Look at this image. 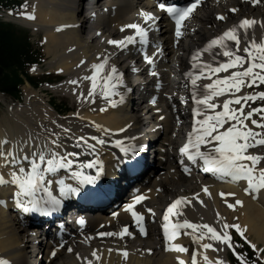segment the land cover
I'll return each instance as SVG.
<instances>
[{
  "label": "bare ground",
  "instance_id": "obj_1",
  "mask_svg": "<svg viewBox=\"0 0 264 264\" xmlns=\"http://www.w3.org/2000/svg\"><path fill=\"white\" fill-rule=\"evenodd\" d=\"M102 1L101 5L94 4L92 9H82L83 0H33L31 11L25 13L20 19H16L17 22L32 27L34 29L33 32L40 29L45 32L44 35L48 45L47 52L52 55V60L55 63L57 62L56 65L59 67V71H57L59 73L62 72L61 74L66 76L59 84L52 85L46 89L53 90L56 93L61 92L72 97L71 99L77 102V113L79 115H75L76 111H73L71 116H62L56 113L52 107L50 108L49 97L47 98L43 92L44 89L37 91L31 87L33 90L27 93L26 103L24 102L27 105L16 104L18 106L14 108L9 106L11 111L8 110V114L13 123L8 118H4V123L0 122V138L7 136L9 139H26L31 134L34 137L38 136L40 140H44L49 135L46 129L59 132L60 129L57 125H63L66 128H71L72 133L77 136H102L112 145L110 142H115L116 140L124 141L131 138L132 135L136 134V130L140 126L148 123H151L152 127L163 125V130L156 129L157 132H162L157 143L159 151L157 162H160L161 168L156 169V171H159L141 190V192L147 190L143 195L147 198L136 203L135 207L138 210L146 212L147 209H145L144 204L159 208L160 204H165L172 196H189L192 203L183 204L182 220L187 218L193 223H208L216 227L218 231H222V224L224 222L230 224V220L236 216V221L246 229V233L254 235L256 239L264 242V202L262 200L254 201L252 198L240 195L239 199H243H240L242 205H237V208L231 210L224 201L227 200L228 203H235L238 198L234 195H229L228 198L226 197L223 200L220 195L221 192H230V189H228L229 185H220L211 181L204 182V184L208 185L211 195L205 194L203 191L201 192V189L205 186L203 182H198L197 178L183 175L176 166L175 145L179 136V129L172 117L170 107H173L175 104L179 105L181 101L180 95L183 93L181 83L177 86L172 85L173 75L171 77L172 71L169 72L171 64L168 63V59L176 57L179 54L182 55L174 31L169 30L166 26L164 27L165 29L161 36L163 42L160 45L163 48L164 57L151 69L152 66L143 61L141 62L130 48L122 50L115 45L107 43L109 39H122L133 31V29H127L123 35L120 29L124 24L140 20L138 13L148 7L146 2L144 0H133V4L128 7V0ZM239 4L248 6L249 9H240L238 7ZM263 5L264 0L259 5L252 4L251 0L212 1L209 5L211 7H206L203 12H200V16L196 17L193 26L190 25L188 28L182 30L183 36H193L190 53L204 47V44L208 40L221 34L232 25L238 24L245 17L254 18L258 22H264ZM232 8H236L238 11L233 13L230 11ZM30 15L35 18H28ZM218 15H224L226 20L217 21L216 17ZM249 35H251V32ZM255 35L258 41L264 35V29L259 24L255 27ZM155 50L156 48L153 52ZM177 51H179V54ZM101 53L110 55V64L116 65L117 69L124 74V77L128 70L133 71V69H136V71H141L143 69L145 75H149L148 79L151 87L157 83V76H150V74L161 66L160 71L163 73L166 81L165 87L161 91H156V97L151 96L140 110L136 104L130 108L127 103H123V105L117 103L115 107L105 105L103 98L99 96H97L94 104L82 102L81 99H78V94L81 90L86 94L90 88V82L83 80L80 84L73 85L69 81L77 80L85 75H91L92 70L90 66L93 63L99 62L97 57ZM122 57L126 58L123 62L121 61ZM202 58L208 61L211 60V55L205 53ZM217 59L220 58L217 57ZM81 60H84L85 64L81 65ZM163 75L161 74V76ZM134 82L135 80L132 83L126 84L127 86L134 85ZM26 87L30 88V86ZM120 90L126 91L122 86ZM243 91H246V89H242ZM166 93L171 94V99L165 95ZM114 99L119 100V97H114ZM153 99L156 100L155 104L152 103ZM35 102H38V105L41 106L42 113L37 112V108H34L38 106ZM18 107L20 108L18 109ZM102 107H106V111H100ZM30 112L31 115L34 113L35 119L32 118L33 120H30ZM142 112L146 116L140 117L138 115ZM61 116L63 120L59 119ZM161 116L164 117L163 120L160 119ZM92 122L102 125L103 128L111 129V134L105 135L102 131H98L95 127L91 126ZM42 125L43 127H41ZM125 125H131V127H128L125 132L116 131L125 127ZM61 141L64 145H72L67 149L68 151H79L81 155L85 153L89 154L91 161H96L95 158H98L99 161L104 162L106 159L103 157L104 155L101 153V150L99 152H96L97 150L92 152L83 148L76 149L73 147L74 141L66 139L63 135L61 136ZM80 156L76 159L80 158ZM64 170L66 169L60 171ZM0 171H3L7 175L6 168L0 169ZM13 187L0 186V193L4 194L6 191L13 190ZM196 192H199L200 199L204 201L203 205L194 198L193 194ZM135 197L136 195L133 196V198ZM133 201L134 199L130 203H133ZM123 208H121L122 212L115 217H108L102 214H88L87 230L92 234L78 237L80 230H77L68 239L71 242L69 241L65 244L67 248L59 250L61 242L57 243L56 248L48 245L33 246L38 238L31 234L22 235V222L17 219L14 213L0 206V257L6 258L11 264H32L31 259L34 258L35 249H38L39 254H41L40 258H38L40 264H86L83 259L78 258L77 253H79L80 257H87L92 260L93 264H179L178 258L183 259L186 264H191L192 253L189 251H172L170 249V246L173 244L179 242L184 244L186 242L187 234H185L184 230H181L180 234L174 239L175 243H172V240L169 241L165 237L164 230L160 228L161 235L166 238L164 244L161 243L160 245L167 248V253L159 252L160 246L156 243L155 233L152 234L150 239L140 238L132 240L131 236L125 234L122 237L120 235L103 236L105 241L104 238L103 241L100 240L98 238V236H101L99 233H119L131 221V212L127 211L125 207ZM217 212L220 214L219 217L217 216ZM177 219H181V216L177 217L173 215V221L175 222ZM188 232H191V229ZM188 236L189 243H191L194 250L198 249L199 245L193 243L191 235ZM26 237L27 241H25ZM103 242H108L107 245H104L105 251L101 249ZM204 242H207V239ZM213 243L221 251L217 252L209 249L207 250V255L210 259L219 257L224 260L227 247L219 244V242ZM110 246L114 247L113 251L109 249ZM69 247L72 248L71 252L67 251ZM93 248L100 249L97 251V254L101 259L96 260L91 256L93 252L91 249ZM54 249L56 250V255L52 256L51 252ZM125 249H130L126 256L124 255ZM199 250L201 252L204 251L202 248ZM197 261L198 264H204L200 255H197Z\"/></svg>",
  "mask_w": 264,
  "mask_h": 264
},
{
  "label": "snow or ice",
  "instance_id": "obj_2",
  "mask_svg": "<svg viewBox=\"0 0 264 264\" xmlns=\"http://www.w3.org/2000/svg\"><path fill=\"white\" fill-rule=\"evenodd\" d=\"M261 2L262 0H251L254 5ZM201 3L202 0H194L184 8L159 3L158 7L166 11L175 21V36L180 38L183 35V22L190 18ZM230 11L235 13L238 9L232 8ZM138 16L142 17L143 23L124 24L120 29L122 32L125 29H133V34L126 35L122 39H109L107 43L122 50H126L129 45H135L137 42L142 46H147L150 43L149 33L159 30L156 27L159 17L155 13L143 9L138 13ZM28 18L34 19L35 17L30 15ZM217 19L223 21L226 20V17L218 15ZM257 24L264 29V22L245 17L238 24L232 25L221 34L208 40L204 47L193 51L191 69L185 73L187 77L185 87L189 90L190 95L183 99L185 104L189 100L193 102L191 109L193 123L191 131L187 133L186 142L179 148V152L186 156L187 160L191 161L193 165L203 168L206 172H215L221 179L227 177L232 182L246 181L247 186L244 188V192L252 195L253 198H257L259 193L264 190V90H258L264 86V35L259 41L257 40L255 35ZM250 32L251 35H249ZM137 37L139 41H137ZM205 53L211 55V60L206 61L202 58ZM157 54L163 55L159 45H156V51L152 55H148L144 50L143 58L148 64L154 66V57ZM97 60L99 62L90 66L91 75L71 80L69 83L78 85L83 80L89 81V90L86 94L81 90L78 99L94 104L99 96L103 98L105 105L115 107L117 103H123L126 99V92L132 90L125 83L124 74L117 69L116 65L110 64V55L101 53ZM80 64H85V61L81 60ZM135 70L133 69V71ZM221 73L224 75H220ZM151 75H157V73L152 72ZM202 80L208 82L200 83ZM121 86L126 91H121ZM242 89H252V91L242 92ZM114 97H119V100ZM257 101L261 103L253 107L252 104ZM152 103L155 104L156 100L153 99ZM100 111H106V107H102ZM75 115H79V113H75ZM160 119L163 120L164 117L161 116ZM91 126L102 131L105 135L112 132L111 129L103 128L102 125L95 122H92ZM57 127L60 129L59 132L46 129L49 135L44 140L31 134L26 139H9L7 136L0 138V169H7V175L0 171V186H14L11 198L15 206L24 213L51 214L58 211L65 198L79 194L82 185L95 183L99 179L102 169L98 168L95 176L86 172V169L98 167L99 161H89L86 164L78 163L76 158L81 153L68 151L61 141V136L72 139L74 148H83L92 152L108 141L97 135L77 136L72 133L71 128H66L63 125H57ZM128 127L131 125H125L116 131L125 132ZM115 144L125 153L135 154L137 151L135 145L127 146L121 140H116ZM258 146L259 150H257ZM139 147L143 149L144 145L141 144ZM181 163L183 164V160ZM62 169L72 171V178L78 182L77 186L66 184L63 179H55ZM185 171L190 173L191 169L185 166ZM54 184L59 185V196L53 195ZM202 191L211 195L207 186H204ZM220 195L223 197L235 195V193L221 192ZM193 196L201 205L204 204L199 193H195ZM146 198L145 196H136L133 203H130L126 209L131 212L143 234H146L142 225L143 215L133 209V204ZM224 202L229 208L242 205V201L239 199L234 204L228 203L227 200ZM191 203L192 201L188 197H178L168 205L163 214L164 235L169 241L174 240L181 230H184L185 234L192 236L193 243L199 245V248L192 253L191 264H198L197 255L202 257L204 264H227L219 257L210 259L207 255L209 249L221 251L213 242H219L231 249L237 256L239 264H255L254 261L249 262L242 253L236 252V245L228 231L235 229L241 237L247 240L246 229L241 225L224 222L222 231H218L211 224L193 223L187 218L177 219L175 222L170 220L173 215L177 217L183 215L180 210L182 204ZM0 205L7 206V201L0 199ZM147 212L155 216L152 208H148ZM219 215L217 212L218 217ZM80 223L83 224L84 221L81 219ZM189 229L191 232H188ZM125 234L133 235L127 226H124L119 233H99L101 236L120 235L121 237ZM206 239L207 242H204ZM248 243L257 253H264V248L257 249V246L251 241ZM59 247H64V244L61 243ZM200 248L204 251L201 252ZM170 249L179 252L189 251L187 247L180 244H173ZM67 251L71 252L72 248L69 247ZM51 255H56L55 249ZM124 255L126 256L127 252ZM77 256L83 259L86 264H93V261L87 257H80L79 253ZM91 256L96 260L100 259L96 251H93ZM178 260L179 264H186L183 259L178 258ZM0 264H11V262L0 257Z\"/></svg>",
  "mask_w": 264,
  "mask_h": 264
},
{
  "label": "trees",
  "instance_id": "obj_3",
  "mask_svg": "<svg viewBox=\"0 0 264 264\" xmlns=\"http://www.w3.org/2000/svg\"><path fill=\"white\" fill-rule=\"evenodd\" d=\"M5 0H0L4 2ZM12 3L13 0H6ZM9 5V3H6ZM40 50L31 44L28 32L14 25L0 21V91L15 98H20V86L24 76L38 86L40 82L28 76L26 69L32 62L41 57ZM245 255L253 260L254 255L249 247L244 246Z\"/></svg>",
  "mask_w": 264,
  "mask_h": 264
},
{
  "label": "rangeland",
  "instance_id": "obj_4",
  "mask_svg": "<svg viewBox=\"0 0 264 264\" xmlns=\"http://www.w3.org/2000/svg\"><path fill=\"white\" fill-rule=\"evenodd\" d=\"M25 1H27V3H28V6H27V11H30L31 10V8H32V0H25ZM19 25V24H18ZM20 27H24V26H22V25H19ZM26 28V27H25ZM26 29H28V28H26ZM29 30V32H30V35H31V39H32V41H33V43L35 44V45H37L38 46V44L41 46L42 45V51H43V54H44V57H45V61L42 63V65L40 66V70L39 71H37V72H44V73H48V74H53L55 71H59V67H57V62L55 63L52 59V55H50L48 52H47V42H46V39H45V35H44V31L42 30V29H40L39 31H34L33 32V30L32 29H28ZM53 70V71H52ZM55 70V71H54ZM57 71V72H58ZM59 73V72H58ZM60 73H62V72H60ZM37 75V74H36ZM55 76H56V74H54ZM59 77H61V76H58L57 78L58 79H60ZM57 79V80H58ZM25 86H27L26 84H25ZM24 86V87H25ZM29 90V91H28ZM31 90H33L31 87L29 88V87H25V100H24V102L26 103V96H27V93H29ZM51 91H53V90H51ZM45 93V92H44ZM56 93V92H55ZM55 93H50V95H51V98L52 99H54L55 101H56V103H59L60 104V107H62V105L64 104L65 105V107L67 108V111H64L65 113H67L66 115H62V116H67V115H72V113H73V111L72 112H70L71 110H73V108L74 109H76L77 108V102H75L74 101V99H71L72 97H70L69 95H67V96H69V97H66V96H63L62 94L60 95H58V94H55ZM58 93H61V92H58ZM1 95V94H0ZM48 97H49V95H48ZM11 102H15V101H13L12 99H10L9 97H7V96H4V95H2V97L0 98V122H2V123H4L3 121H4V118H8L9 120H10V122L11 123H13L12 122V120L9 118L10 117V115L8 114V112L9 111H11V110H9L8 111V108H9V106H11V108H14V107H17L18 105H16V104H11ZM23 102V104H19V105H27V104H25ZM74 104H73V103ZM16 103V102H15ZM35 103H37V105H38V102H35ZM11 104V105H10ZM33 106V105H32ZM43 106V105H42ZM50 106V105H49ZM76 106V107H75ZM34 107V106H33ZM40 107L41 106H36V107H34L36 110H37V112H39L38 110L40 109ZM20 107H18V109H19ZM51 108V107H50ZM34 109V110H35ZM41 110V109H40ZM69 110V111H68ZM63 112V113H64ZM68 112H70V113H68ZM77 113V112H76ZM30 115H31V112L29 113ZM28 114V115H29ZM29 115V116H30ZM37 115V114H36ZM62 116L59 118V119H62ZM35 119V115H34V113H32V115H31V117H30V120H33V119ZM63 120V119H62ZM9 133V132H8ZM236 214V213H235ZM233 219H234V221H233V223H230V224H239L236 220H237V218H236V216H234L233 217ZM231 221V220H230ZM236 222V223H235ZM234 234L236 235V234H238L236 231L234 232ZM245 236L247 237V240L248 241H251L253 244H255L256 246H257V249H259V248H264V242H262V241H259L258 239H256V237L254 236V235H249L248 233H246L245 232ZM77 238V237H76ZM76 238H74V239H76ZM243 238V237H242ZM255 250V249H254ZM256 251V250H255ZM228 256H229V258H230V252L228 251ZM256 260L257 261H259V262H262L263 264H264V253H257V251H256ZM41 264H44V263H41Z\"/></svg>",
  "mask_w": 264,
  "mask_h": 264
}]
</instances>
